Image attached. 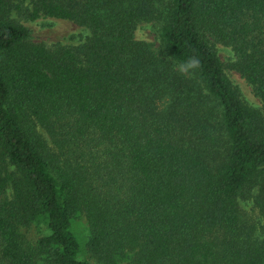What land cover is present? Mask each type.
Returning a JSON list of instances; mask_svg holds the SVG:
<instances>
[{"label": "trees", "instance_id": "16d2710c", "mask_svg": "<svg viewBox=\"0 0 264 264\" xmlns=\"http://www.w3.org/2000/svg\"><path fill=\"white\" fill-rule=\"evenodd\" d=\"M24 2L0 0V264H91L80 221L93 264H264V0ZM40 18L88 36L33 42Z\"/></svg>", "mask_w": 264, "mask_h": 264}, {"label": "rangeland", "instance_id": "374dc122", "mask_svg": "<svg viewBox=\"0 0 264 264\" xmlns=\"http://www.w3.org/2000/svg\"><path fill=\"white\" fill-rule=\"evenodd\" d=\"M23 1H25V5H27V3L29 2V0ZM22 21V24L30 32L31 40L36 43H61L63 45L70 46L79 44L80 42L84 41V39L88 36V33L84 29H81L80 27L68 21L50 18H40L33 22H28L25 20ZM159 35V25L155 23H141L138 25L137 30L135 32V38L137 41L146 42L147 44L151 45L154 50H159ZM220 58L224 63H228L231 59V54H229V52L227 51L220 49ZM227 75L229 76L233 84L238 87L244 100L250 105L258 108L260 106V103L258 99L254 96L252 89L245 82V80L233 71L227 70ZM9 193H11L10 190ZM44 231L45 230L43 227H41L40 229L35 228V230L31 232V236L37 238L40 236L41 232L45 233ZM76 232L79 236L83 253L82 255L84 259L88 260L89 262H91V264H93L84 249V244L86 243L88 235L86 225L83 221H80L78 223Z\"/></svg>", "mask_w": 264, "mask_h": 264}]
</instances>
